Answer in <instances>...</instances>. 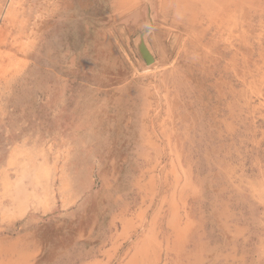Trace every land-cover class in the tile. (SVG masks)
<instances>
[{"label":"rangeland","instance_id":"rangeland-1","mask_svg":"<svg viewBox=\"0 0 264 264\" xmlns=\"http://www.w3.org/2000/svg\"><path fill=\"white\" fill-rule=\"evenodd\" d=\"M0 264H264V0H0Z\"/></svg>","mask_w":264,"mask_h":264},{"label":"water","instance_id":"water-1","mask_svg":"<svg viewBox=\"0 0 264 264\" xmlns=\"http://www.w3.org/2000/svg\"><path fill=\"white\" fill-rule=\"evenodd\" d=\"M141 37H142V34H141ZM137 46H138L139 52H140L141 56L143 57V59L146 61V63H149L153 59V56L145 48L143 43H140L139 45L137 44Z\"/></svg>","mask_w":264,"mask_h":264},{"label":"bare ground","instance_id":"bare-ground-1","mask_svg":"<svg viewBox=\"0 0 264 264\" xmlns=\"http://www.w3.org/2000/svg\"><path fill=\"white\" fill-rule=\"evenodd\" d=\"M11 57V56H10ZM10 59V58H9ZM155 62V61H154Z\"/></svg>","mask_w":264,"mask_h":264}]
</instances>
